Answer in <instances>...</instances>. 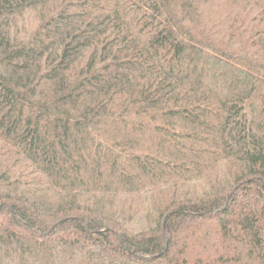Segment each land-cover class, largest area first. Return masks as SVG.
<instances>
[{
    "label": "trees",
    "instance_id": "trees-1",
    "mask_svg": "<svg viewBox=\"0 0 264 264\" xmlns=\"http://www.w3.org/2000/svg\"><path fill=\"white\" fill-rule=\"evenodd\" d=\"M0 264H264V0H0Z\"/></svg>",
    "mask_w": 264,
    "mask_h": 264
}]
</instances>
